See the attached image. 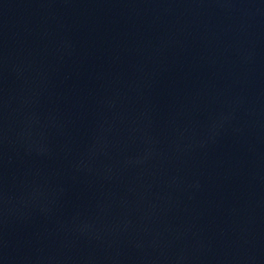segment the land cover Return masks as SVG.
<instances>
[{
  "label": "water",
  "instance_id": "1",
  "mask_svg": "<svg viewBox=\"0 0 264 264\" xmlns=\"http://www.w3.org/2000/svg\"><path fill=\"white\" fill-rule=\"evenodd\" d=\"M0 264H264V0H0Z\"/></svg>",
  "mask_w": 264,
  "mask_h": 264
}]
</instances>
